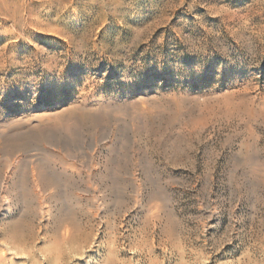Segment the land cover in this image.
I'll return each mask as SVG.
<instances>
[{"label":"rangeland","instance_id":"obj_1","mask_svg":"<svg viewBox=\"0 0 264 264\" xmlns=\"http://www.w3.org/2000/svg\"><path fill=\"white\" fill-rule=\"evenodd\" d=\"M0 264H264V0H0Z\"/></svg>","mask_w":264,"mask_h":264},{"label":"bare ground","instance_id":"obj_2","mask_svg":"<svg viewBox=\"0 0 264 264\" xmlns=\"http://www.w3.org/2000/svg\"><path fill=\"white\" fill-rule=\"evenodd\" d=\"M52 149V148H51ZM50 161V160H49ZM55 162V161H54ZM62 162V161H61ZM14 168V167H13ZM39 175H40V173H39ZM30 179V178H29ZM43 179V178H42ZM49 179V178H48ZM51 179V178H50ZM26 181H27V179H26ZM43 182V181H42ZM52 182V181H51ZM5 183V182H4ZM1 206L3 207L2 209H3V211H5V212H9V211H11L10 209L12 208L11 207V205H10V202H9V200H7V199H3V202H2V204H1ZM46 208H48V207H46ZM4 214V213H3ZM46 215V214H45ZM4 216V215H3Z\"/></svg>","mask_w":264,"mask_h":264}]
</instances>
